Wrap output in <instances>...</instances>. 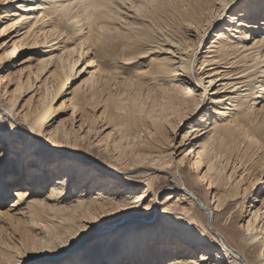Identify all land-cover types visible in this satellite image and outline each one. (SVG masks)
<instances>
[{
    "label": "bare ground",
    "instance_id": "obj_1",
    "mask_svg": "<svg viewBox=\"0 0 264 264\" xmlns=\"http://www.w3.org/2000/svg\"><path fill=\"white\" fill-rule=\"evenodd\" d=\"M21 2L14 4L12 10L5 9L1 12L0 17H9V20L3 24L0 32L14 28L18 33L15 36L21 35L20 39L24 40L29 38L34 45L42 46L55 39L71 43L68 46L63 44L62 52L57 56L56 62L54 61V68L50 73L46 68L51 63L49 61L51 58L42 60L41 68L36 74L40 71L44 74L39 79L40 83L35 86L38 87L37 91L40 87L43 89L39 94L41 98L38 97L36 106L28 107L23 115L25 122L31 127H36L40 135L48 134L51 145L58 143L60 139H64V142L67 140L64 132L60 131L63 130L62 128L50 130L48 123L55 121L56 109L52 106L54 98L71 86L72 89L67 93L72 94L69 101L75 109L81 108L90 100L101 98L102 94L103 98L106 96L103 102L111 109L109 120L120 133L125 128L132 131L146 117L152 118L150 126H153L154 131L151 127L147 129V137L162 128L164 122H168L169 125L172 123L170 129H174L200 110L205 96L216 93V96L208 95L212 101L208 103L207 110L198 112L196 118L188 123V127L182 133L179 143L190 145L185 155L192 154L193 170L188 174V178L181 174L184 169L179 168L181 180L173 179L174 182L166 183L171 192L166 193L160 202L161 207L155 216L156 223L143 224L142 221H132L134 220L132 216L148 221L145 214L149 209H153V206H146L140 212H121L116 207L121 202L116 199L120 195H118L121 191L119 187H125L124 191H127L124 192L126 193L124 196H119L124 202L137 197L135 194L132 195L133 188L129 181L126 184L121 181L112 183L114 177L108 176L102 178L101 183L104 185L110 183L114 186L109 188L99 185L94 189L91 186L89 191H85L84 184L89 183L88 178H91V175L96 177L92 173H88V176L85 174L89 169H85L81 175L71 170L72 174L67 172L62 176L59 175L58 177L62 179L54 180L55 182L49 184L60 185L59 189L55 190L62 195H57L55 198L48 194L49 185L35 186L37 183H34L27 188L29 200L22 208L31 214L29 218L34 215L42 217L41 215L44 214L50 221L44 220L45 223L41 226L43 231H46L43 236V247L80 233L83 230V224H80L82 218L87 214L95 213L97 208L101 212L114 214L112 220L103 222L105 225L108 224V227L103 226V228L102 225L96 227L98 233L90 241L82 246L79 244L84 237L90 235L87 232L70 255L57 257L45 264H70V262L112 264L115 261L121 264H196V257L201 256L202 253L216 254L211 241L201 239L196 235V231L201 235L206 233L219 244L230 257L229 264H264V189L248 206H244L245 214L241 224L244 231L240 232L230 223L226 224V209L232 204V200L235 197H247L253 192L257 182L264 178H260L264 174V79H262L264 78V19H261L264 17V4H261L260 0H242L241 8L234 12L237 16H229L228 20L225 19L226 26L215 31L216 27L212 30L209 27L219 19L220 15H224V0H35L32 3L22 0ZM239 14L244 17L239 18ZM16 25L18 28H15ZM174 25H176L175 29H173ZM210 31L214 36L207 46H202L205 48V54L202 55L200 62L194 64L192 58L196 55L195 51L201 43L203 44L205 40L203 38L207 37ZM188 35L193 36L192 40L186 39ZM162 41L169 46L162 51L171 50L172 53L179 54L177 58L172 55L166 57L164 61H160L159 66L153 67V71L150 63L147 64L148 70L152 72H136L129 77L120 78L110 68H102L100 59L104 55L98 52L106 51L108 54L105 56L109 57L108 61L119 58L122 63L128 61L123 64L133 63V59L139 54L147 53L154 48V44L161 45ZM14 49V47L12 50L9 49L5 60L16 58ZM90 49L93 51L91 55L88 53ZM175 59L177 61H174ZM140 60L141 63L146 62V59ZM12 63V66L17 68L14 70L16 74L22 70L23 62ZM195 65L198 66L195 68ZM86 69L89 75L83 82L89 83L87 92L72 83L74 79L80 78ZM187 77L194 80L197 83L196 87L200 86L203 91L196 94L194 91L198 89L189 87L187 81H184L185 78L188 79ZM54 79L57 83L51 91L48 84ZM68 81L71 82L69 86ZM150 81L152 83H149ZM213 83L215 88L209 92ZM126 100L130 110L122 112L121 104ZM15 103V100H12L2 109L15 117V113L22 111V109L16 111ZM142 103L149 104L147 107H150V110L145 116L141 114L143 117H138L137 111ZM175 113L176 119H171L173 122H170L169 119ZM257 118L259 120L253 123ZM136 132V130L132 132L131 138L138 136L139 132ZM101 133L92 123L85 134L94 138ZM109 134L106 132L104 135ZM198 138L200 140L196 141ZM75 139H78L73 141L77 146L84 136ZM22 140L25 138L18 136L6 142L10 156L0 162V166L3 164L8 166L9 174L16 175L13 180H8L9 186L6 188L20 185L24 176L18 175H26L24 183L26 186L28 183L32 184V181L38 177L37 172L30 174L25 170L24 174L19 169L17 163L19 157L26 154L21 148L16 152L13 149L16 145L11 143L17 142L23 145ZM112 141L115 149L119 150L122 147L120 137ZM164 142L162 143H168ZM92 143L89 142L90 145L85 146L86 151H89ZM240 143L244 144V150L250 149L251 159H243L242 156L246 151L242 155L232 154L233 151L239 150ZM45 149V147L41 148L44 151ZM28 150L30 154L26 155L29 157L27 166L34 162L36 165L46 164L45 168H50V161L47 160L52 162L56 157L63 156L65 159L59 161L63 167L73 166L83 170L80 166L83 159L73 150L65 155L55 152L50 157L43 155L37 160L33 154L35 145L29 144ZM151 150L149 153L140 150L144 154L138 156L137 163L146 161L158 165L157 170L169 172L176 167V164L182 162L173 160L167 152L155 150L153 153L150 152ZM254 155L256 159L253 158ZM249 161L252 165L256 162L262 167L256 178H251L252 166H249ZM226 169L230 171L226 173ZM51 171L58 173L52 168ZM109 174L120 180L124 178V181H127L125 178H128L132 182L136 181L135 177L113 172ZM150 177L153 176L149 175L142 181L144 186L140 195L151 192L153 197L148 200V205L150 203L153 205L157 192H153ZM185 179L204 189L206 195L210 194V200L205 202L185 184ZM102 188L110 189L111 192L106 193ZM218 188H221L220 193L215 191ZM86 193H89V197L85 200L82 197H85ZM5 198L0 199V203L4 202ZM51 201L56 203L51 205ZM255 201L258 203L256 204ZM70 204L73 206L69 207ZM165 205L172 209V212H164ZM19 209L20 207L15 208L17 211ZM119 214H123L126 220L129 218V221H124L123 224V221H119ZM200 215H203V219ZM173 223L179 224L176 226ZM193 225L196 226V231H193ZM1 252L5 255L1 264H15L13 263L15 257L9 249ZM251 252H254L252 258L249 255Z\"/></svg>",
    "mask_w": 264,
    "mask_h": 264
},
{
    "label": "rangeland",
    "instance_id": "obj_2",
    "mask_svg": "<svg viewBox=\"0 0 264 264\" xmlns=\"http://www.w3.org/2000/svg\"><path fill=\"white\" fill-rule=\"evenodd\" d=\"M21 1L22 0H9L7 2L6 1H4V2L0 1V14L5 9L12 10L13 5L16 3H20ZM26 1L29 3L35 2V0H26ZM238 2H239V0H238ZM240 2H242V0H240ZM240 8H241V5L239 6V3H238L237 6L233 7L231 12L234 13L235 11L239 10ZM27 12H29V10H27ZM8 20H9V17H0V29L2 28L3 24H5V22H7ZM260 21H262V20H260ZM215 22H216V20H215ZM215 22H213L212 25L209 27L210 30H212L214 27H216L215 28V31H216V30H219L221 28H224L223 26H226L225 25L226 21H223L221 23H215ZM175 26L176 25H174L173 29H175ZM15 28H18L17 25L15 26ZM19 31H21V30H19ZM215 31H213V32H215ZM0 33H2V32H0ZM3 33H4V35H0V108L4 107L6 105H9L12 100H15L16 103L14 104V107L17 108L16 111L19 109H22V111L15 113L14 118L17 120L18 123H21L23 126V123L25 122V120L23 118L25 110L28 107L32 106L34 108L36 106L37 98L40 96L39 94L41 93L42 88L40 87L37 91L38 87H35V86H37L40 83L39 79H41V77L44 74V73H41V71L39 72V74H36L37 70L39 71V69L41 68L40 65H41L42 60L46 59V58H51V60H49L51 63L46 68V70L48 69V71L50 73L52 71V69L54 68L53 67L54 61L56 62L57 56L62 52L63 44H66L65 46H68V44L70 45L71 43H68L66 41H63L64 42L63 43V42H60V40L55 39L51 42H47L46 44H44L42 46L39 44L34 45V43H32L29 38L24 40V39H20L21 35L15 36L18 33L15 31L14 28L7 29ZM182 34L184 35L183 32H182ZM210 35L209 34L207 35V43L205 44V40H204L206 38V36H205L203 38V40H204L203 44L201 43L198 46V49L195 51L196 52L195 56L197 57V61H195L196 57L193 56L192 59L194 61V64L200 62V60L202 59L201 58L202 55L205 54L204 53L205 48H202V46H204V45L207 46L209 44L210 40L212 39V36H214V35H211V36ZM62 36H61V38H62ZM191 37L193 38V36L188 35L186 37V39L192 40ZM163 39H164V37H163ZM160 40H162V36H160ZM40 43H41V40H40ZM13 47L15 48L14 50L16 52V58L13 60H11V59L5 60L6 56H8V52L10 50H12ZM153 47L154 48L149 50L147 53L142 52L141 54H139L135 59H133V63L130 62L127 64H123V63H126L128 61H123V63H122V61L119 58H118V60L108 61L107 59H109V57L105 56L106 54H108L106 51L103 53L102 52H98V53L101 54L102 56L104 55V57L100 59L101 63H102V68L103 67H104V69L110 68L114 72V74L117 73L116 75L121 78V76L129 77L130 75H132L136 72H138V73L152 72L153 67L160 65L159 64L160 61H164V59H166V57H170V55H172L174 58H177V56L179 54L178 52L172 53L171 50H168L166 52L162 51L163 48L166 49L167 47H169L168 44L164 43V41H162L161 45L154 44ZM88 53H89V55H91L93 53L92 49L88 50ZM140 59H146V62L141 63L142 60H140ZM136 60H138V61H136ZM13 61L23 62L22 63L23 68H22V70L17 72V74L14 72V70L17 68L12 66ZM174 61H177V60L175 59ZM116 62H118V63H116ZM149 63H150V66L152 67V71L148 70L149 66L147 64H149ZM197 66L198 65H195V68ZM118 69H120V70H118ZM28 74H29V77L27 78ZM88 75H89L88 69H86L85 73L82 76H80V78L74 79V81H72V83L78 85L83 91L87 92L89 89V83L83 82V81L85 80V78ZM187 78L189 80L185 78L184 81H187V85L189 87L194 88L193 85L194 84L197 85V83L194 80H191V78H189V77H187ZM70 81L67 82L68 86L71 83ZM152 81H150L149 83H152ZM56 83L57 82L54 79L51 81V83L48 84L50 86L49 89L51 91L54 90ZM196 88L200 89L201 87L197 86ZM71 89H72V86L54 98V101L52 102V106L54 109H56L55 121L52 122L51 124L48 123L49 124L48 128L50 130H52L53 128H58V127L62 128L63 130H60V131L64 132V136L67 137V140H65V142H64L63 141L64 139L63 140L60 139V141L58 143L52 144L51 147H45L44 145L49 144L50 141L48 140V134L44 133L42 135L44 137V145H39V146L35 145V151L33 152V154L35 155V157H36L35 159L37 160V158H40L43 155L50 157L52 155V153H54V152L65 155V154H70L73 150V152L75 154L80 155L81 159H83L82 163L80 164V166L83 167V170H80V169L73 167V166L72 167H63L62 163L59 162L60 160L65 159V157H63V156L56 157L55 159H53L52 160L53 163L51 162V160H47V161H50V165H51L50 168H45L46 164L36 165L34 162L29 163V165L27 166V160L29 157L28 156L26 157V155H25L23 157L22 156L19 157L20 160L17 162L19 164V169H21L20 171H22L24 174L26 173L25 170H27L30 174L37 172L38 177L32 181V184L28 183L26 186V185H24L26 175H22V174L18 175L20 177L24 176L23 180L21 178L20 185H18V186H23V187L26 186L25 188H29L34 183H37L35 186H48L50 183L55 182L54 180L60 179L61 177H58L59 175L62 176L67 172L72 174V172H70V170L71 171H77V173H80V175H81L85 169H89V172H87L85 174H87V176H88V173H90V174L92 173V174L96 175V177L91 175L92 177L88 178L89 183H87L86 185L84 184L85 191H89V189H91L90 188L91 186L93 189L98 188L99 185H102L103 187L107 186L110 188V187L114 186V184H112V183H114L115 181H121V182H123V184H126L129 181L132 184L131 188H133V190H132L133 194L132 195L135 194V196H137V194L142 193V188L144 186V183H142V181L150 175V176H153V177H150L152 180L153 192L155 191L157 193H156V196L154 199L155 202H153V205H154L153 209H149L148 212L145 214V216L149 220L146 221L145 219H142L141 217L132 216L134 219L132 221H135V222L142 221L143 224L156 223L157 217H155V216H156V213L159 211V207H161L160 202L162 200V199H158V198H159L161 192H164L165 194L168 192H171V190L168 188L166 183L174 182L173 179L181 180L180 175H179L180 174L179 168L184 169V172L181 174L183 176L188 177V178H189L188 174L190 172H192V170H193V167L191 164L193 161L192 154H190L189 156L185 155L186 149L190 145H186L184 143H182L180 145V143H179L181 140L182 133L188 127V123L196 118V115L207 110L208 103L212 101L209 99V96H216V93H214V95H211V93H210V94H208L209 96L207 95L204 97L203 101L201 102L203 107L202 106L200 107V110L198 111L199 113L198 112L193 113V115H191L189 117V119H185V121H182L181 124L179 123V125L176 126L177 128L176 127L174 129L171 128L172 130L170 129V126L172 123H170V125H169L168 122H164V126L162 128H159L155 132V134L153 133L154 135L152 134L151 135L152 137L150 136L151 137V139H150V137H147V134H148L147 129H149L151 127V130L154 131L153 126H150L152 118L151 119H150V117H146L144 119L141 118V120L142 119L143 120L140 122L141 124H139L138 127L133 128L132 131H129L128 128H125V129H123L122 133H120L117 130V128L113 125L114 123L109 120V114L111 112V109L109 106H105V103L103 102V100L106 98V96H104V98H103V94H102L101 98L98 97L99 99L97 98L95 100L96 102L93 100H90L88 103L84 104V106H82L81 108L79 107V108L75 109V107H73L69 101L72 94L67 93ZM47 91H48V89H47ZM199 91L200 90H197V91L195 90L194 92L196 94H198ZM40 98L41 97H39V99ZM148 105L145 103H142L139 105V109L137 111V114H139L138 117H143V116H141V114L145 116V113H147V111L150 110V107H147ZM257 107H259V106L257 105ZM120 110L122 112H128L130 110V106L128 105L127 100L125 102H122ZM174 115H176V113L173 114L169 120L176 119L174 117ZM251 117H253V116H251ZM80 118H81V121H79ZM139 119L137 120V122L140 121ZM172 120L170 122H173ZM257 120H259V119L257 118L256 120L253 121V123H255V121H257ZM92 123H93V126H97L99 132H102L101 135L99 134V135H97V137H94V138H93V136L92 137L90 135L86 136V134H85L88 130V127H90L92 125ZM106 123H108V124H106ZM140 125H141V127H140ZM135 130L137 132H139V134L136 138L133 139V138H131V136L133 135L132 132ZM169 130H170V132H169ZM89 131H91V129ZM94 132H95V130H94ZM94 132H92V133L94 134ZM106 132L107 133L109 132L110 134L107 136L104 135ZM79 136H84V139L82 141H80L79 143H77V146H76V145H74L73 141L78 140V139H75V137L78 138ZM119 137L121 138V146L122 147L120 149L122 151L120 149L117 150L113 147L112 139L117 140V139H119ZM178 137H179V140L177 139ZM170 138H172V139H170ZM198 140H200V138H198L196 141H198ZM7 141L8 140H6L5 142H7ZM22 141H24L23 144L28 143L26 140H22ZM96 141H97V143H96ZM148 141H149V143H148ZM163 141H165L164 143H167V142L168 143L163 144L162 143ZM236 141H238L237 137H236ZM89 142H91V143L93 142L91 144V147H90L91 150L89 149V151H86L85 146L90 145V144H88ZM11 144L16 145V147H13V149L16 152L20 151L21 145L19 143L16 142V143H11ZM18 144H19V146H18ZM58 145H60V146H58ZM43 147L46 148L45 151L41 150V148H43ZM74 147H76V148L74 149ZM147 147H149V148L147 149ZM243 147H244V144L240 143V145H238L239 150H235V152L233 151L232 154L242 155L246 151L245 155L242 156L243 159L244 160L251 159L252 152L249 151L250 149L244 150ZM140 150H142L144 153H149V150H151L150 152H153V153H155V150H157L156 152H158V150H161V152L162 151L167 152L168 155H170V157L173 158V160L182 161V162H180L179 165L176 164L175 165L176 167H174V169L169 170V172L166 170H157L156 168L158 165H153V164H150L146 161H144V162L140 161V163H137L138 156L141 157L144 154ZM138 151L140 153H138ZM135 152H136V154H135ZM151 155H153V154H151ZM253 158L256 159L255 155ZM174 164H173V166H174ZM253 165H255V166H253ZM253 165L249 161V166H252L250 168V170L252 169L251 178H253V177L256 178L259 175L260 171L262 170V167L257 165L256 162H253ZM8 168L9 167L8 166L6 167L4 164L0 166V170H1L0 176H2L1 178L3 179L5 186H9L8 180H13L14 177L16 176L14 174L11 175V173L9 174ZM51 168H52V170L55 169V172L58 171V173L52 172ZM112 168H116V169H112ZM204 169H205V167H204ZM46 170H48V171H46ZM229 171H230V169L225 170L226 173ZM109 172L118 173L119 175L129 176L132 178L135 177L136 181L132 182V180H130L128 178H125L127 181H124V178H123V180H120L119 178H115L114 175L109 174ZM154 175H157V176H154ZM108 176L114 177L113 182L111 183L112 186L110 185V183L108 185H104L103 183H101V181L103 180L102 178H107ZM32 177L33 176H31V178ZM261 177H264V174L262 176H260V178ZM95 178H97V179H95ZM263 180H264V178H262L261 180H259L257 182L253 192H251L247 197H240V198L235 197L234 198V197L230 196V198H234V200H232V204L226 209V216H227L226 217L227 218L226 224L230 223L234 228H236L237 230H240V232L244 231V227L241 226V224L243 223L242 217L245 214L243 212V210L245 209L244 206L245 207L248 206L255 199L256 195L259 192L263 191V189H264V183H262ZM184 182L198 196H200L203 200H205V202H208V200H210V194L206 195V193H205L206 191L204 189L202 190V189L198 188L196 184L188 182L186 179L184 180ZM203 186H205V185H203ZM12 187H14V186H12ZM86 187H87V189H86ZM119 188L121 191L118 192V195L120 194L119 196H124L126 194L124 192H127V191H124L125 187H119ZM102 189H103L102 191H104L106 193L111 192L110 189H105V188H102ZM112 189H115V188H112ZM218 189H215V191L216 192L218 191L220 193L221 188L219 189L220 191ZM104 192H102V193H104ZM88 197H89V193H86L85 197H82V198L86 200ZM152 197L153 196H151L150 198H152ZM150 198H149V200H150ZM7 203H8L7 197L5 198L4 202L0 203V208H1L0 210H2L1 211L2 213L0 214V248H2L0 250V264L3 262V259H4L3 257H5L4 252L2 254L1 251L2 250L6 251L7 249H9L11 251V253L13 254V256L15 257L13 263L16 264V261L20 257H22L25 253L29 252L31 248L43 247L42 246L44 243V241H43L44 237L43 236L45 235L46 231H43L41 226H43L45 221H47V222H50V221L48 220V218L44 214H43L44 216L41 215L42 217H40V216L37 217L36 215H34V217H30L32 219L31 220L29 218V216L31 214L28 213V211L25 208L20 207V209L17 211V210H13V207H12V209H11V207H7V208L3 207ZM55 203H56V201H51V205L55 204ZM71 203H74V202H71ZM255 203L257 204L258 201H255ZM242 204H243V208H242ZM149 205L151 206V203ZM72 206L73 205H71V204L69 205V207H72ZM208 212H209V210H208ZM113 215H112V213L110 214L109 212L108 213L101 212V210L97 208L95 213H90V214L85 215L82 218L80 224H83V229L90 226L92 223H96L99 226L102 225V227L103 226L108 227L109 226L108 224L105 225V223H101L100 220H101V218L102 219L104 218L103 221L112 220L111 218L113 217ZM118 216L120 217L119 221L127 222V220L129 219V218H127V220H126V218L124 217L123 214H119ZM200 217H201V219H203V215H200ZM215 219H216V217L214 218V220ZM125 222L123 224H125ZM136 224L139 225L140 223H136ZM178 224L179 223H177V224L173 223V225H176V226H178ZM115 225H117V224H115ZM88 233H90V235H87L86 237H84L80 241L79 244L81 246H82V244H84V243L90 241L92 238H94V236L98 233V231L96 230V228H91V230L88 231ZM218 237H220V236H218ZM38 250H41V249H38ZM254 252H256V251H254ZM254 252H251L249 254L250 257L253 256ZM44 264H45V262H44Z\"/></svg>",
    "mask_w": 264,
    "mask_h": 264
},
{
    "label": "snow or ice",
    "instance_id": "obj_3",
    "mask_svg": "<svg viewBox=\"0 0 264 264\" xmlns=\"http://www.w3.org/2000/svg\"><path fill=\"white\" fill-rule=\"evenodd\" d=\"M260 3L264 4V0H260ZM237 5L238 0H224V15L219 16L218 21H216L215 23H221L225 21V19L228 20L229 16H237L236 13L231 12L233 7ZM240 17L244 16L239 14V18ZM261 19H264V17H261ZM210 33L211 31L209 32V35ZM0 35H4V33H0ZM206 43L207 37L205 38V44ZM201 75H203V73H201ZM193 86L195 87L196 85L194 84ZM214 88L215 83H213V87L209 89V92L214 90ZM198 90L203 91V89ZM18 136H22L28 142L20 146L21 150H23L26 155L30 154L28 150L29 144L44 145V137L37 132L36 127H31L26 122H24L22 126V124L18 123L10 112H5L2 108H0V162H3L10 156L9 149L5 141L8 139H14ZM177 139L179 140V137ZM44 146L51 147V143L49 142V144ZM59 187V184L49 185V196L55 198L57 195H62V193L55 190L59 189ZM164 194V192H161L158 199H163ZM5 196L8 199V203L5 204L3 207H13L14 210L15 208L24 207L29 200V193L27 188L23 186H14L6 188L3 180L0 179V199L5 198ZM151 196V192H145L143 195L137 194L136 198L129 199L127 200V202H124L122 198L118 196L116 197V199L121 202L118 203L116 207H118L121 212H140L143 211L146 206H154L148 205V200ZM163 210L166 213L172 212V209H170L167 205L164 206ZM103 222L104 221L101 218V223ZM178 222L187 223L185 221ZM96 227H99V225H97L96 223H92L90 226L84 228L80 233H77L71 238L65 237L63 239L58 240L55 244H50L46 247L31 248L29 252L25 253L16 261V264H34V262H41V264H44V262L53 261L57 257L68 256L72 253L82 236L85 235L88 231H90L91 228ZM192 229L193 231H196V226L193 225ZM196 235L201 239L211 241V246L214 247L216 250L215 255L209 254L208 252H204L201 254L203 258H201V256L196 257V264H229L230 257L220 247L219 244L212 240L211 237H209L206 233L204 235H201L199 231H196ZM70 264H74V262H70ZM112 264H121V262L115 261L112 262Z\"/></svg>",
    "mask_w": 264,
    "mask_h": 264
}]
</instances>
